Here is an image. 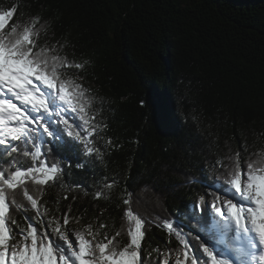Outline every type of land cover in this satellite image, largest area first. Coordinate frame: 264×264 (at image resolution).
I'll use <instances>...</instances> for the list:
<instances>
[{
	"label": "trees",
	"instance_id": "trees-1",
	"mask_svg": "<svg viewBox=\"0 0 264 264\" xmlns=\"http://www.w3.org/2000/svg\"><path fill=\"white\" fill-rule=\"evenodd\" d=\"M13 7V22L40 17L37 27L50 25V44L70 42L61 54L90 62L69 74L83 77L79 82L98 98L97 121L107 125L96 139L102 160L85 157L79 146L58 155L45 145L49 165L65 161L62 179L27 184L49 209L45 224L52 215L63 223L67 213L71 232L88 225L101 238L122 231L116 239L123 245L129 207L123 200L130 199L140 217L179 221L188 232L194 222L186 214L218 175L213 165L222 171L216 161L226 165L239 152L244 165L264 151V0H0V10ZM44 37L41 32V42ZM17 158L24 168L32 166L30 157ZM84 160L86 166L77 168ZM113 181L111 190L104 188ZM100 190L109 198L96 199ZM17 199L28 203L22 195ZM11 211L26 227L25 213ZM26 215L35 216L30 206ZM102 223L107 228L100 229ZM196 235L187 239L199 248ZM179 247L174 235L152 224L143 257L163 264L171 252L173 264Z\"/></svg>",
	"mask_w": 264,
	"mask_h": 264
},
{
	"label": "snow or ice",
	"instance_id": "snow-or-ice-1",
	"mask_svg": "<svg viewBox=\"0 0 264 264\" xmlns=\"http://www.w3.org/2000/svg\"><path fill=\"white\" fill-rule=\"evenodd\" d=\"M15 13V7L0 10V264H150V258L143 257V241L152 224L179 242L175 264H264V151L260 150L256 159L244 165L239 152L229 155L226 165L216 161L222 171L213 165L218 175L203 185L207 193L186 214L194 222L188 232L179 221L140 217L132 211L130 199L123 200L129 205L124 210L128 240L123 245L116 239L122 231L111 237L104 233L101 238L100 231L88 225L71 232L67 213L63 223L55 215L44 223L49 209L29 192L27 184L43 186L65 175V161L47 163L45 145L58 155L79 146L85 157L102 160L104 151L96 146V139H102L100 132L107 125L97 121L100 110H94V104L98 98L79 82L83 77L69 74L90 62H76L61 54L70 42L50 44L48 22L39 27L40 17L13 22ZM41 32L45 33L43 42ZM18 156L30 157L32 166L24 168ZM87 162L80 161L76 167L84 168ZM67 163L71 166L70 159ZM114 186L115 181L104 184L109 190ZM38 191L42 194V189ZM20 195L27 205L17 199ZM101 196L109 198L102 190L95 193L96 199ZM29 206L35 212L32 218L26 215ZM12 209L25 213L26 227L20 226ZM32 220L40 224L39 230ZM104 228L107 225L100 224ZM48 230L56 239L50 238ZM192 231L197 233L199 248L187 239ZM155 250L159 253L158 247ZM169 255L163 264H169Z\"/></svg>",
	"mask_w": 264,
	"mask_h": 264
},
{
	"label": "rangeland",
	"instance_id": "rangeland-1",
	"mask_svg": "<svg viewBox=\"0 0 264 264\" xmlns=\"http://www.w3.org/2000/svg\"><path fill=\"white\" fill-rule=\"evenodd\" d=\"M175 259H176L175 256H173V257L170 258V260L172 261L173 264L175 263Z\"/></svg>",
	"mask_w": 264,
	"mask_h": 264
}]
</instances>
